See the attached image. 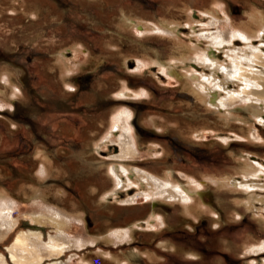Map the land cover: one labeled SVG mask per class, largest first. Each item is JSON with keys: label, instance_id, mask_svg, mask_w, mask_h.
<instances>
[{"label": "rangeland", "instance_id": "1", "mask_svg": "<svg viewBox=\"0 0 264 264\" xmlns=\"http://www.w3.org/2000/svg\"><path fill=\"white\" fill-rule=\"evenodd\" d=\"M259 14L264 0H0V190L17 205V225L0 240V254L8 258L5 248L19 230L41 231L46 241L55 235L49 219L28 216L52 206L82 213L60 230L84 243L43 264H264V250L248 248L264 241V189L226 183L264 168V101L217 108L189 77L210 74L189 57L210 51L200 33L216 29L211 16L229 18L222 31H252ZM234 41L231 49L243 48ZM228 48L212 47V58L227 63ZM6 70L16 94L2 78ZM123 88L138 95L120 96ZM119 109L131 111L138 141L139 154L125 159L115 157L116 142L96 144ZM251 130L260 137H249ZM111 165L169 177L206 209L138 195L135 185L117 200L106 197ZM251 191L263 199L256 206ZM152 213L164 223L149 222ZM116 230L130 237L117 239Z\"/></svg>", "mask_w": 264, "mask_h": 264}, {"label": "bare ground", "instance_id": "2", "mask_svg": "<svg viewBox=\"0 0 264 264\" xmlns=\"http://www.w3.org/2000/svg\"><path fill=\"white\" fill-rule=\"evenodd\" d=\"M218 10L219 9L217 8L216 11L218 12ZM211 13L214 14L212 11ZM210 18L211 19L208 21V24L210 25L209 27L216 26V29H205L202 33H200V36L204 37L208 41V49H210V51L197 49L194 56L189 57L194 59L197 63L207 66L210 70V74H200L199 77L201 79L190 74V79L198 90L204 92L207 103L212 106H216L217 108L228 109L239 100L264 101L263 16L259 14L254 17L257 22H255V26L252 31L250 29H230L222 31L220 23L225 22V24L229 26V18L226 17L225 21H221L216 17V15L211 16ZM156 30L169 32L167 29L156 28ZM236 37L243 41V48L237 47L231 49V46L236 43V41H234V38ZM256 37H258L261 42L257 46H254L252 40ZM226 45L230 47V49H227L229 61L227 63L220 64L212 58L214 56L212 55L211 48L214 47L218 49L225 47ZM218 70L223 73L222 78L217 75ZM4 73L2 74V78L10 84V87L13 89V93L16 94L18 89L14 86L13 82H11L10 73H8L7 70ZM232 82L240 84L238 90H229V85ZM216 91H219V93L221 91L225 92V96L217 99V94L215 93ZM131 94L138 95V92L132 93L126 88H123L119 95L130 96ZM131 115L132 114L129 109H119V111L112 117V125L110 126L108 133L102 140L96 143L98 147L105 146L108 141L116 142L119 145L120 152L115 157L119 159L130 158L139 154L138 141L135 137V132L130 125ZM262 117L263 116H260L259 122H263ZM256 133L254 130H251L249 137L253 139L260 137V135ZM116 134L118 135L116 136ZM41 158L42 161H45V156L43 157V155H41ZM44 165L45 166L41 169L42 175L46 173V163ZM108 173L113 180V187L105 196H112L114 200H117V196L121 191H125L129 186L135 185L141 190V192H138V195H145L148 198L160 196L168 201L178 200L184 204L185 210L189 212H192L191 210L195 206L204 210L206 209V207L202 205L201 200H197L195 197L190 198L191 194L187 193L186 190L180 189V185L174 183V181L169 177L167 179H160L146 170L135 167L129 168L122 165L109 166ZM245 176L248 178H245L244 182L242 181L238 183L235 179H231L227 180L226 183L234 186L235 188L241 187L251 190L254 188L264 189V181L252 180L254 177L261 178L264 176V168L261 165L258 169L254 170L253 173L249 172L248 174H245L244 177ZM189 182L195 188L200 184L193 179H190ZM250 193V202L252 205L256 206L254 200L263 201V199L258 197L254 191H251ZM133 200L134 197H129L126 200H123V202L131 203ZM16 206V202L9 197L7 192L1 189L0 240L4 239L8 233L12 232L17 225L16 217H13L11 214ZM45 210L46 212L35 210L30 211L28 216L31 221H36L35 223L41 222L45 218L49 219L50 223L55 225L57 233L55 235L49 234L46 241L41 231L33 229L19 230L14 234L9 245L5 248L8 258L5 259L4 256L0 254V264H8L9 262L11 264H43L46 258L53 255L63 256L68 249L70 250V248L75 247L76 249L82 247L84 241L81 240V238L80 240H78V238H76L77 240H74V238L71 239L63 233L64 230H60L61 226L71 220L82 221V213L72 215L66 213L62 209H57L52 206H46ZM154 219L157 221L159 220L160 223H164V218L162 216L152 213L149 222H152ZM114 233L117 239H128L131 234L129 231L120 230H116ZM248 248L251 252L258 253L264 250V241L249 246ZM78 261H80L81 264H88L81 258H79ZM57 262L52 264H64L63 262ZM122 264L125 263L122 262Z\"/></svg>", "mask_w": 264, "mask_h": 264}]
</instances>
